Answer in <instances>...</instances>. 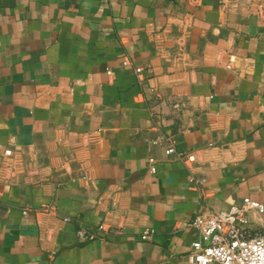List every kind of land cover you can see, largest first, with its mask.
<instances>
[{"label":"crops","instance_id":"0c3cea01","mask_svg":"<svg viewBox=\"0 0 264 264\" xmlns=\"http://www.w3.org/2000/svg\"><path fill=\"white\" fill-rule=\"evenodd\" d=\"M234 6L0 0V264H191L196 213L264 206V15Z\"/></svg>","mask_w":264,"mask_h":264},{"label":"built area","instance_id":"2783aa9c","mask_svg":"<svg viewBox=\"0 0 264 264\" xmlns=\"http://www.w3.org/2000/svg\"><path fill=\"white\" fill-rule=\"evenodd\" d=\"M234 9L238 10L242 7L253 9L256 15L263 17L264 4L262 0H233ZM171 30L165 31L162 39H166L167 34ZM186 30H178L174 33L176 47L182 48L185 44ZM169 39V38H168ZM167 40V39H166ZM128 60H124L123 64H128ZM227 68H231L230 62L226 64ZM136 72H140V68H135ZM215 150L220 157H223L227 148L208 143L204 148L191 149L186 152H176L173 141L168 140L165 152L167 154H176L185 165L191 170L195 159L203 161V154ZM152 161V159H150ZM202 164V163H201ZM190 180H193L190 177ZM251 211L258 213L264 212L262 203L255 202L249 197H244L241 204L232 203L227 208L206 209L198 212L187 224L198 238L191 243V251L188 259L191 264H264V232L249 235L248 214ZM24 213L26 210L23 211ZM64 221L69 220L68 217L62 218ZM110 227L104 222L97 225L80 224L76 230V235L81 240H89L95 237L97 233H109ZM152 230L146 229L142 234V238L146 239L150 236Z\"/></svg>","mask_w":264,"mask_h":264}]
</instances>
